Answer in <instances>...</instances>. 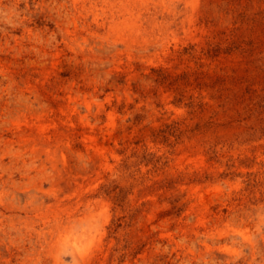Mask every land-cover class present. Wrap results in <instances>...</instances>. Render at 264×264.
Returning a JSON list of instances; mask_svg holds the SVG:
<instances>
[{"label":"rangeland","instance_id":"1","mask_svg":"<svg viewBox=\"0 0 264 264\" xmlns=\"http://www.w3.org/2000/svg\"><path fill=\"white\" fill-rule=\"evenodd\" d=\"M0 264H264V0H0Z\"/></svg>","mask_w":264,"mask_h":264},{"label":"bare ground","instance_id":"2","mask_svg":"<svg viewBox=\"0 0 264 264\" xmlns=\"http://www.w3.org/2000/svg\"><path fill=\"white\" fill-rule=\"evenodd\" d=\"M78 0H74V2H77ZM105 1V0H104ZM126 1V0H125ZM120 2H122V1H120ZM130 2H131V0H130ZM198 2V1H197ZM115 3V2H114ZM123 3V2H122ZM182 3V2H181ZM77 4V3H76ZM113 4V3H112ZM132 5V4H131ZM77 6V5H76ZM128 6H130V5H128ZM135 6V5H134ZM120 7V6H119ZM127 8V7H126ZM79 9V8H78ZM124 9V8H123ZM134 9V8H133ZM118 10V9H117ZM122 10V9H121ZM136 10V9H135ZM84 12V11H83ZM137 12V11H136ZM78 14V13H77ZM110 14H112V13H110ZM112 15H114V14H112ZM120 16H121V14H120ZM129 16L130 17H128L129 19H127V21L128 22H126V25L129 27V26H134V27H138V26H136V23H137V21H138V17H136L135 16V13H133V11H130L129 10ZM119 17V16H118ZM122 17V16H121ZM147 17V16H146ZM114 18V17H113ZM124 18V17H123ZM168 18V17H167ZM120 19V18H119ZM118 19V21L120 22V20ZM125 19V18H124ZM126 20V19H125ZM121 22H122V20H121ZM121 24V23H120ZM130 28V27H129ZM131 29V28H130ZM141 29V28H140ZM138 34V33H137ZM125 36V35H124ZM86 103V102H85ZM87 105V104H86ZM92 109V108H91ZM97 109V108H96ZM43 134V133H42ZM44 139V138H43ZM40 140V139H39ZM44 144V143H43ZM47 144H49V143H47ZM45 145V144H44ZM46 146H48V145H46ZM53 148V147H52ZM48 150V149H47ZM49 151H51V150H49ZM57 151V150H56ZM50 153V152H49ZM51 154V153H50ZM53 155H54V153H53Z\"/></svg>","mask_w":264,"mask_h":264}]
</instances>
